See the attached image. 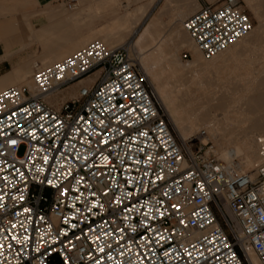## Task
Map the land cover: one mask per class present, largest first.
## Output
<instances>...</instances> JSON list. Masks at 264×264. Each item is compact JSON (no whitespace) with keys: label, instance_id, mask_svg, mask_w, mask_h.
<instances>
[{"label":"built area","instance_id":"1","mask_svg":"<svg viewBox=\"0 0 264 264\" xmlns=\"http://www.w3.org/2000/svg\"><path fill=\"white\" fill-rule=\"evenodd\" d=\"M183 27L212 59L253 23L220 0ZM32 77L0 91V264H264V162L180 140L131 44L94 39Z\"/></svg>","mask_w":264,"mask_h":264},{"label":"crops","instance_id":"2","mask_svg":"<svg viewBox=\"0 0 264 264\" xmlns=\"http://www.w3.org/2000/svg\"><path fill=\"white\" fill-rule=\"evenodd\" d=\"M219 1L131 0L132 11L124 12L125 0H0V76L16 64L29 63L32 69L54 63L94 39L108 47L126 44L138 27L133 46L162 61L166 53L158 50L179 40L183 20L203 3ZM8 47L16 50L8 54ZM182 49L194 53L185 45L179 55ZM91 81L72 84L71 95Z\"/></svg>","mask_w":264,"mask_h":264},{"label":"rangeland","instance_id":"3","mask_svg":"<svg viewBox=\"0 0 264 264\" xmlns=\"http://www.w3.org/2000/svg\"><path fill=\"white\" fill-rule=\"evenodd\" d=\"M241 2L253 23V28L250 31V37L248 38V41H250L252 47L234 60L227 59L226 57H223L221 59L213 58L211 60H205L203 56L195 49V46L192 43L193 47L191 48L194 52L193 55L191 51L188 52L186 49H182L180 58L184 63H186L191 59L193 60L200 56V62L202 63L203 68L201 69V71L200 69L198 70L201 73L199 71H196V69H176V67L174 66H172V68L175 69L171 70L170 67L162 64L160 58H153L150 54L147 55L145 52H142L140 50L143 53V56H149L150 66L152 67L150 76L152 79H154L155 82H151L149 79L148 81L154 91L156 92L154 88V85L156 84L158 93L164 94L167 99H176L175 101L172 100V107L177 106L179 109L184 107L185 111L180 109V113H184V115L182 116H184L185 122L179 125L184 132V139H198L199 143L208 142L209 144L214 145L215 149L219 151L221 149H224L222 150L223 152L226 151V149H232L234 146L233 143L228 142V138L230 136L235 139L241 136L242 133L248 128L247 124L241 123H252L251 120H242L240 118V113L244 109L245 104L237 99L241 97L242 91L245 88L252 85L255 86L262 80L263 74L260 73L264 71V0H241ZM130 4L131 0H125V4L122 7V9H124V12L132 11ZM138 30L139 27L134 35L126 42V44H131L133 42ZM258 32L260 35L256 36L258 35ZM18 65L20 64L14 65L10 72L0 76V78L8 75H13L14 67H17ZM33 72L34 68L31 69V73L27 77L28 81L31 80ZM197 74H201L203 80L211 81L213 85L220 84V87L216 88L213 85H209L207 89L210 94L205 96H197L195 93L185 94L179 82L185 81L186 79L196 76ZM84 79H92L90 85L95 82L93 75L87 76ZM74 83H71L70 86L61 90L58 95H54L53 102H51L48 97H46V100L51 105L59 108L64 101L78 97L79 89L75 91L74 95H71L72 91L70 89L72 84H74L72 88L79 86V83ZM19 84H23L22 81L14 82V84L12 85ZM158 93L156 92L157 97L164 108L163 102L161 101ZM263 96L264 95H262V97L260 96V98L264 99ZM256 97H259L258 92L256 93ZM216 98L218 100H216ZM218 101H220V103ZM262 101L264 100H261L260 103L257 102L256 104L257 115L264 114V102ZM164 110L166 111L165 108ZM198 113H201L200 115L208 114L210 123H203L197 120L195 116L198 115ZM168 116L171 121L170 124L173 128L174 133L180 140H183V137L180 136L169 114ZM209 129L211 130V132H209ZM23 151L24 147L20 149V153H22ZM219 153L222 152L220 151ZM232 158L234 160V163L238 162L237 158H235L234 156ZM262 162H264L263 155L260 161L255 164V166L247 168L245 171L254 169Z\"/></svg>","mask_w":264,"mask_h":264},{"label":"bare ground","instance_id":"4","mask_svg":"<svg viewBox=\"0 0 264 264\" xmlns=\"http://www.w3.org/2000/svg\"><path fill=\"white\" fill-rule=\"evenodd\" d=\"M248 1H250V0H248ZM182 28L183 29H180L178 31L177 37L179 38V40L170 41V46L168 48L158 50V51H160V52H158V55L159 54L161 55L162 52L166 53L165 57L162 58L161 62L163 65L170 67L171 70L175 69V68H172V66H174V67H176V69L177 68H179V69L186 68V69H196V71H199L198 69H200V71H201V69L203 68V65L200 62V56L193 59V60H190L186 63H184L182 61V59L180 58V55L178 52L181 48H183L185 45H189L190 47H193L192 43L195 46L194 42L192 41V39L188 35L187 31L184 29L183 23H182ZM249 33L247 35H245L244 37H242L241 39H239L233 45L229 46L228 48H226L225 50H223L222 52H220L219 54L214 56L213 58L214 59H221L223 57H226L227 59L234 60L237 57H239L241 54H243L245 51H247L249 48L252 47V44L250 43V41H248V38L250 37ZM259 35L260 34L258 32V35H256V36H259ZM251 40H252V38H251ZM131 46L133 48V51H134L136 58L138 59L140 65H141L142 69L144 70V72L146 73L148 79L151 82H155L154 79H152L150 76V72H151L152 67L150 66L149 56H143V53L137 47H136L137 48V50H136V48L133 46L132 43H131ZM195 49L197 50L196 47H195ZM15 50H16V48H14V47H8L7 53L11 54ZM205 60H211V59H205ZM52 62L53 61H51V62L47 61L42 66L43 67L47 66V65L51 64ZM37 66L38 65H36L34 67V70L36 69ZM30 73H31V67H30L29 63L20 64L17 67H14L13 75H8V76H4V77L0 78V91H2L3 89H5L8 86H13L12 84H14V82H17V81H22V83H23V84H19L17 86L28 85L31 88H33V77H31V80H29V81L27 80V77ZM260 74H263L262 80L261 81L259 80L260 82L255 86L252 85V86L245 88L242 91L241 97L237 99V100L241 101L243 104H245L244 109L240 113V115H241L240 118L242 120H251L252 123H241V124H247L248 125L247 126L248 128L242 133V135L235 138V139L231 136L228 138V142H231L234 145L232 149H226V151H224V152L222 151L224 149H221L220 151L222 153H219L220 151L216 149V152H217L218 156L220 157V159H223L229 166L234 167L237 171H240V172H252V173L255 172L258 165L250 171H245V170L247 168L255 166V164L257 162H259L260 159L262 158V155L264 156V114L263 115H257L256 114L257 102L260 103L261 100H264V99L260 98V96L262 97V95H264V71H262V73H260ZM260 74H259V76H260ZM10 76L15 77L14 78L15 80L11 79ZM81 80H79L77 82L80 83ZM179 83L181 84L182 89L184 90L185 94H192V93L194 94L195 93L197 96L209 95L210 93L208 92L207 87L209 85H211V86L213 85L211 83V81L203 80V77L201 74H197L196 76H193V77L186 79L185 81H182ZM87 86H89V85H87ZM213 86L216 88H219L220 84H215ZM154 88H155L156 92L158 93L156 84L154 85ZM257 92L259 93V97H256ZM54 95H56V94H48V96H47L51 102L54 101L53 100ZM158 95L160 96L161 101L163 102L164 108L166 109L167 113L170 115V117H171L173 123L175 124L176 129L178 130L180 136L183 137L184 132L182 131V128H180L179 125L181 123L185 122V118H184V116H182V115H184V113L183 112L180 113V109L185 111L184 107H182L180 109L177 106L172 107L171 102L175 101L176 99H172L173 100L172 101L171 99H167L166 96H164V94H162V93H158ZM216 100H218V99L216 98ZM218 102L220 103V101H218ZM262 102H264V101H262ZM200 114L198 113V115L195 116V118L197 120H199L203 123H210V118L208 117V114L207 115H200ZM209 132H211L210 129H209ZM209 134H211V133H209ZM182 139L185 140L184 137ZM260 150H262V151H260ZM233 156L238 159L237 163H234V160L232 158ZM249 258H250L252 264H261L258 257L253 252L249 253Z\"/></svg>","mask_w":264,"mask_h":264}]
</instances>
